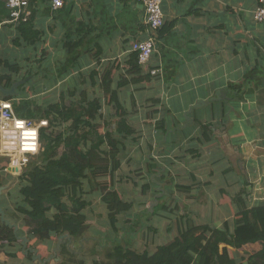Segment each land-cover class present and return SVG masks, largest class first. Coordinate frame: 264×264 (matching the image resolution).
Wrapping results in <instances>:
<instances>
[{
    "label": "crops",
    "instance_id": "crops-1",
    "mask_svg": "<svg viewBox=\"0 0 264 264\" xmlns=\"http://www.w3.org/2000/svg\"><path fill=\"white\" fill-rule=\"evenodd\" d=\"M257 5L258 0L164 1L165 26L170 29L156 37L151 66L157 74L140 80L132 61V45L147 38L141 3L66 0L62 9L55 10L51 2L38 0L31 8V27L42 39L31 45V56L38 57L35 62L42 57L40 65L48 66L44 80H57L59 87L82 75L90 79L96 73L95 79H100L112 72V87L126 98L128 110L144 115L156 111L153 120L141 116L134 127L141 129L139 141L152 145L151 153L156 142L161 155L173 153L168 159L154 157L157 174L170 166L178 168L187 159L189 165L183 173L192 181L206 175L205 187L211 188L216 183L211 177L219 170L226 178L220 183L224 187L219 189L222 196L214 211L215 215L221 214L220 209L227 211L217 226L222 227L220 224L232 222L233 210H237L231 196L242 198L249 207L264 205V23L254 21ZM17 27L9 22L0 25L1 57L13 49ZM68 39H82L71 54L65 48ZM141 71L146 74L145 69ZM125 80L128 85L118 88ZM96 90L98 95L103 93ZM129 97L135 101L130 102ZM161 121L167 132L152 133V125ZM203 125L210 141L201 144ZM148 130L150 137H144ZM187 145L199 146L197 152L186 149ZM182 151L186 154L179 159L177 154ZM3 171L0 169V177L6 186ZM2 191L1 207L5 205ZM7 260L1 253L0 264Z\"/></svg>",
    "mask_w": 264,
    "mask_h": 264
},
{
    "label": "trees",
    "instance_id": "trees-1",
    "mask_svg": "<svg viewBox=\"0 0 264 264\" xmlns=\"http://www.w3.org/2000/svg\"><path fill=\"white\" fill-rule=\"evenodd\" d=\"M28 1L31 12L38 0ZM10 20L7 0H0V25ZM169 29L164 24L158 32L159 37ZM38 39L41 40L42 37L33 31L30 16L27 22L18 24L17 34L11 42L13 49H8L9 53L5 51L4 56H0V86L10 89L14 83L24 81V85L18 89L17 97H5L0 93V101H11L16 116L23 120H48V126L40 131L42 152L33 158H38L39 164H33L20 176L19 187L12 194L13 203L7 201L11 192L3 197L5 205L2 208L6 218L19 226L16 235L14 229L1 222L0 216V254L3 253L8 258L5 264H17L21 258L30 259V254L25 256L22 249L23 240L20 237L23 233L27 235L29 246L33 242H39L42 248L48 249L52 247L54 237H84L89 229L87 208L90 203L87 196L90 190L87 186L91 189L94 181L109 178L107 181L111 188L100 186L101 201L106 206L110 226L117 232L120 219L131 216L128 212L133 205L124 201L114 188L112 180L115 171L121 168L123 158L128 154L127 143L141 139L134 123L141 121V116L146 120H153L157 115L156 111L147 115L139 110L128 111L126 98L112 87V72L109 71L100 75V79H95L98 74L91 73L90 79L82 75L68 86L59 87L58 81L53 80L52 85L44 82L43 87L35 89L31 77L38 73L39 69L34 68L37 66L34 59L38 57L33 59L31 56V45L39 42ZM81 43L82 39L74 42L68 39L65 41V48L71 54ZM40 59L42 57L38 60ZM132 61L139 71L140 80H150L153 77L147 70L142 75V67L134 52ZM153 69L150 65L149 70ZM128 83L126 80L120 81L118 88H123ZM96 88L103 93L98 95ZM30 91L35 92L34 96L29 94ZM45 93H49L53 100L46 107L47 101L43 100L46 98ZM128 99L130 102L135 101L134 97ZM156 101L155 99L154 103ZM148 108L151 110L152 107ZM112 119H116L114 130L110 126ZM152 127L157 134L167 132L164 121L157 122ZM201 129L205 138L199 142L204 144L210 141L209 130L205 125ZM148 147L151 151L152 145L148 144ZM195 152L192 150V153ZM158 171V163L151 157L147 162L146 174L149 177L158 176ZM165 173L162 172L159 176L164 179ZM3 185L0 177V187ZM152 186L159 187L158 190L153 189L154 195L167 197L165 191L169 187L161 190L162 185L159 183ZM174 186L176 185L170 186L169 190ZM176 187L189 192L192 190L191 186ZM234 200L237 210H233V220L225 222L222 227L192 225L181 218L178 220V234L175 238L157 246L154 251L140 252L116 245L103 260H95L91 264H264V205L249 207L242 198ZM142 207H146V202ZM176 208L169 213H174ZM159 209L166 207L157 206L153 211L154 215L160 212ZM248 246L255 250L247 252L245 248ZM244 250L241 257L235 256L234 252Z\"/></svg>",
    "mask_w": 264,
    "mask_h": 264
},
{
    "label": "rangeland",
    "instance_id": "rangeland-1",
    "mask_svg": "<svg viewBox=\"0 0 264 264\" xmlns=\"http://www.w3.org/2000/svg\"><path fill=\"white\" fill-rule=\"evenodd\" d=\"M12 54L13 52L11 55ZM36 63L37 66L34 68L39 70L33 77H43L40 80H34L32 79L33 77H31L34 88L37 89L38 87H43L44 82L51 85V82L53 83V81H51L50 78L44 80V69L48 66L46 64H44L45 67L40 65V60L36 61ZM25 74H27V72ZM29 94L34 96L35 92L30 91ZM38 95L41 96L43 94ZM45 97L46 98L43 100L47 101L45 104L46 107L53 102V100H51L52 96L49 93H45ZM40 103L44 105V103ZM32 122L37 123L38 121ZM115 122L116 119L110 120L112 130L116 129V126L114 125ZM136 128L140 135L141 129L138 127ZM153 132L154 131L152 130V133ZM149 133L148 130L144 137H150L151 134L149 135ZM146 141H144L143 144L141 141L127 143L128 154L123 158L122 165L120 166L121 168L115 171L112 180V183L115 186L114 188L120 193L122 199L126 202H131L133 205L131 211L128 212L131 216L120 219L117 232H115L110 226L106 206L101 201L100 186L111 188L110 182L107 181L109 178L94 181L95 183L91 189L87 186L88 190H90V194L87 196L90 203L87 208V213L89 215L87 224L89 225V229L84 234V237L78 239L70 238L67 235L54 237L50 249L47 247L42 248L40 246L41 243L39 242H33L34 244L29 246V240L27 242L22 241V249L25 254L27 252L30 254V259H24L25 262L20 261L17 264H58L62 262L91 264L95 260H103L106 254L116 245L136 249L140 252H152L157 246L166 244L175 238L178 234V220L181 218L186 221L188 220L187 223L189 222V224L192 225L207 224L217 227L222 216L227 214V211H225L224 208L219 210V213H221L220 215H215L214 211L215 206L221 199L220 196H222L219 189L224 187L223 184L220 183L225 181L226 176H223V174L220 175V171L217 169L216 176L211 177L216 183L211 188H207L205 187V183L209 180V177L206 175L196 176L192 181V179L187 176V173H183L185 171L183 169L189 165V161L184 159L181 161L178 168L170 166L169 170L165 173L166 177L164 179L159 175L149 177L147 176L148 174H146L148 160L151 157L154 159V157L157 158L159 156L168 159L172 157L173 153H170L169 155H161L162 151H160V149L157 150L156 147L159 148V145L157 142L154 143L153 138L152 143H154L153 146L155 147V151L151 153L152 151L147 148L150 143H146ZM198 147L199 146L195 145H187L186 149L195 150L198 149ZM184 154H186V151L179 152L177 157L181 159L184 157ZM39 162L38 158L32 159L28 164V167L24 168L25 171L33 164H39ZM8 166L9 161L7 159H2L0 161V169L4 170L3 179L4 181H7V185H3L2 187L4 191L2 192L4 193V198L11 192L8 196V201L13 203L12 194L14 195L15 190L18 189L20 184L19 178L25 171L23 170L24 172H20L19 175L11 174L9 172L10 170H8ZM219 169L223 171L221 168ZM178 170L180 173L182 172L180 175L179 172H177ZM202 171L204 172L203 169ZM156 183L162 185L161 190L165 189V187L170 188L173 184L176 186H191L192 190L190 192L184 191L174 186L173 189L169 190L168 188L167 191H165L167 194L166 198H161L163 195H154L152 192L154 188L157 190L159 189V187L152 186ZM232 194L235 195L234 193ZM157 199L160 200L157 201ZM230 199L231 202L235 201L233 196H231ZM144 202H146V207H142ZM162 205H165L167 210L159 209L160 212L157 215H154V209H156L157 206L159 207ZM175 207H177L175 212L170 214L169 212ZM26 236L27 235L23 233L20 239L26 238ZM63 247L66 249L63 250ZM245 249H247V252H253L255 250L252 246H248ZM244 252L245 250L234 252V254L239 258Z\"/></svg>",
    "mask_w": 264,
    "mask_h": 264
},
{
    "label": "built area",
    "instance_id": "built-area-1",
    "mask_svg": "<svg viewBox=\"0 0 264 264\" xmlns=\"http://www.w3.org/2000/svg\"><path fill=\"white\" fill-rule=\"evenodd\" d=\"M65 1L51 0V6L55 10H60L64 7ZM122 1L137 2L144 6L147 38L134 42L132 50L138 56L139 65L155 76L156 70H149V67L155 51L157 34L165 24L162 7L166 0ZM7 8L11 12L9 23L27 22L31 16L28 0H7ZM253 18L256 23H264V0H258ZM47 126L46 120L33 123L17 117L11 101H0V158L9 161L8 170L11 174L19 175L25 171L24 168L34 157L40 155L42 152L40 131Z\"/></svg>",
    "mask_w": 264,
    "mask_h": 264
},
{
    "label": "water",
    "instance_id": "water-1",
    "mask_svg": "<svg viewBox=\"0 0 264 264\" xmlns=\"http://www.w3.org/2000/svg\"><path fill=\"white\" fill-rule=\"evenodd\" d=\"M24 84V81H19L16 82L12 85V87L10 89H6L3 86H0V93L5 96V97H15L18 95L17 93V89L20 85ZM3 190V188H0V193ZM0 216H1V222L3 224H5L7 227H9L10 229H14V233L17 235L18 231H19V226L17 224H13L11 223L7 218H6V214L5 211L3 210V208L0 206ZM23 239V241H28V239L26 238H21Z\"/></svg>",
    "mask_w": 264,
    "mask_h": 264
}]
</instances>
